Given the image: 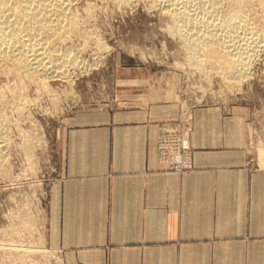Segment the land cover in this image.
I'll return each mask as SVG.
<instances>
[{"label": "crops", "instance_id": "0c3cea01", "mask_svg": "<svg viewBox=\"0 0 264 264\" xmlns=\"http://www.w3.org/2000/svg\"><path fill=\"white\" fill-rule=\"evenodd\" d=\"M147 89L64 118L48 247L62 264H264V138L253 162L250 106L191 108L194 169L164 172L156 137L179 108Z\"/></svg>", "mask_w": 264, "mask_h": 264}, {"label": "rangeland", "instance_id": "374dc122", "mask_svg": "<svg viewBox=\"0 0 264 264\" xmlns=\"http://www.w3.org/2000/svg\"><path fill=\"white\" fill-rule=\"evenodd\" d=\"M172 1L181 11L173 16L167 8L169 3L166 5L163 0L160 3L153 0L66 1L68 16L76 18L78 25L72 22L68 32L51 35L45 47L59 53L66 47V52L71 49L78 67L69 70V81L49 73L42 78L30 77L10 60L2 61L0 117L3 127H0L4 129L1 131L5 141L0 167V264H62L58 252L47 244L46 201L48 187L58 174L54 149L59 144L60 125L81 105L136 103L138 98L129 95L148 88L152 97L178 105L177 115L168 123L176 122L179 113L187 115L191 122V108L202 104L249 105L252 144L257 138H264V11L258 1L247 0L241 8V14H245L243 20L247 21H240L242 25L247 23L244 26L237 21L232 24L229 12L222 4V7L214 4L218 9L214 7L212 0L204 2L203 10L200 6L204 0ZM207 2L212 6L209 10ZM185 14L201 23L200 29L194 31L191 23L185 22L188 19ZM174 17H180L181 25ZM182 20L185 21L182 23ZM237 23L239 31L233 29L238 27ZM189 34L196 35L195 42L201 41V44L194 47ZM217 37L221 40H215ZM199 45L204 56H200ZM212 51L217 56L207 59ZM225 51L241 61L242 73L237 69L239 66L227 67ZM242 52L249 53V58L243 57ZM223 68L229 71L226 76L220 73ZM134 75H144L141 77L146 81H135ZM140 84L144 87L138 92L133 85ZM252 146L253 162L255 158L260 161L258 151Z\"/></svg>", "mask_w": 264, "mask_h": 264}, {"label": "bare ground", "instance_id": "6f19581e", "mask_svg": "<svg viewBox=\"0 0 264 264\" xmlns=\"http://www.w3.org/2000/svg\"><path fill=\"white\" fill-rule=\"evenodd\" d=\"M68 0H0V65L2 64V61L4 62L5 60H9L11 61L12 65H14L15 67H19V68H23L25 73L29 75L30 77H35L38 76L39 78H42V75H47L49 74H53L55 76H58L60 78H64L66 80L69 81V70L70 69H75L76 67H78V65L76 64V61L74 60V56L70 54V52H66V48L64 49V52L62 51V53H59L56 51L54 52H50L48 50H46V43L48 38L51 35H59L61 36L62 33H66L68 32V26L71 25V23H75V25L77 26L78 24H76L77 20L76 18H74L73 16H68L69 13L67 10L68 4L67 2ZM118 1V0H117ZM157 2L160 3V1L162 0H153V2ZM167 3L168 6L167 8L169 9L168 11L172 12V16L174 15V13H180L181 11L178 10V8L176 7L177 3L175 4V1L172 0H163ZM185 1V0H184ZM192 1V0H190ZM195 1V0H194ZM193 1V2H194ZM201 0H198V2ZM210 1V0H209ZM258 4L260 5V7L263 9L264 11V0H257ZM189 2V1H188ZM196 2V1H195ZM204 2H206V0L203 1V3L201 4L202 7L200 6V10L204 9ZM247 0H212L213 5L217 4V6H221V4L223 5V7L229 12L228 14V19L230 21H232V24H234L233 22L236 21L240 22V21H244L243 18H245V14H241V8L244 6V3H246ZM253 2V1H252ZM163 3V2H161ZM185 3V2H184ZM201 3V2H200ZM210 3V2H209ZM211 3V4H212ZM194 4V3H193ZM199 4V3H198ZM208 4V2L206 3ZM219 4V5H218ZM179 5V3H178ZM181 5V4H180ZM197 5V3L195 4ZM171 6V7H170ZM198 6V5H197ZM216 5H214V7H216L217 9L219 7H217ZM184 7V6H183ZM191 7V6H190ZM210 7L212 6H207V10L210 9ZM250 7V6H249ZM70 8V7H69ZM68 8V9H69ZM166 8V6H165ZM195 7H193L194 9ZM73 9V8H72ZM192 9V10H193ZM197 9V7H196ZM214 9V8H213ZM251 9V8H250ZM188 10V9H187ZM246 10V9H245ZM70 11V10H69ZM167 11V12H168ZM195 11V10H194ZM214 11V10H213ZM219 11V10H218ZM247 11V10H246ZM245 11V12H246ZM262 11V10H261ZM260 11V12H261ZM71 12V11H70ZM90 12V11H89ZM169 12V13H170ZM185 12V11H184ZM183 12V13H184ZM188 12V11H186ZM209 12V11H208ZM211 12V11H210ZM217 12V11H216ZM256 12V11H255ZM72 13V12H71ZM264 13V12H263ZM73 14V13H72ZM254 14V12H253ZM74 15V14H73ZM177 15V14H175ZM181 15V14H180ZM184 14H182L181 19L184 18L183 16ZM75 16V15H74ZM187 16V14H185V17ZM248 16V15H247ZM246 16V17H247ZM179 17V19H180ZM187 18L189 19V17L187 16ZM195 18V17H194ZM226 18V17H225ZM261 18V17H260ZM264 18V15H263ZM174 19H176V17H174ZM176 19L175 22L178 21V24H180L179 21H181V19ZM182 20V23L185 22H190L191 26H193L194 31H197V29H200V24H198V21L196 20H191L189 19ZM227 19V20H228ZM247 20H249L248 18H246ZM226 20V19H225ZM79 21V20H78ZM204 21V20H202ZM81 22V21H80ZM95 22V21H94ZM224 22V21H223ZM247 22V21H244ZM242 22V23H244ZM264 22V21H263ZM203 23V22H202ZM207 23V22H206ZM209 23V22H208ZM227 23V21H226ZM225 23V24H226ZM230 23V22H229ZM82 24V23H79ZM204 24V23H203ZM214 24V23H212ZM224 24V23H222ZM221 24V25H222ZM241 24V22H240ZM240 24L237 23L236 26L238 27H233V29H235V31L240 28ZM247 24V23H244ZM244 24L242 26H244ZM259 24V23H258ZM181 25V24H180ZM186 25V23L184 24ZM217 25V24H215ZM220 25V24H218ZM220 25V26H221ZM231 25V24H230ZM179 26V25H178ZM207 26V25H206ZM205 26V27H206ZM212 26V25H211ZM223 26V25H222ZM228 26V23L227 25ZM232 26V25H231ZM247 26V25H246ZM261 26V25H260ZM184 27V26H183ZM219 27V26H218ZM224 27V26H223ZM253 27V25H252ZM251 27V28H252ZM203 28V27H202ZM210 28V27H209ZM213 28V27H212ZM227 28V27H225ZM250 28V29H251ZM80 29V28H79ZM192 29V28H191ZM228 29V28H227ZM253 29V28H252ZM81 30V29H80ZM179 30V29H178ZM79 31V30H78ZM237 31V32H238ZM250 31V30H248ZM80 32V31H79ZM199 32V31H198ZM197 32V33H198ZM82 33V31H81ZM87 33V32H86ZM190 33V32H189ZM204 33V32H201ZM209 33V32H208ZM240 33V32H239ZM259 33V32H258ZM262 33V32H261ZM83 34V33H82ZM182 34V33H181ZM67 35V34H66ZM190 35V34H189ZM202 35V34H201ZM201 35H199L200 37H202ZM206 35V34H203ZM249 35V34H248ZM191 36V35H190ZM190 36L188 38H190ZM194 36V34H193ZM251 36V35H250ZM76 37V36H75ZM81 37V36H79ZM192 37V36H191ZM211 37V36H210ZM216 37V34H215ZM69 38V37H68ZM195 38L198 39V37H192L191 40H194L193 43L195 42ZM212 38V37H211ZM223 38V37H222ZM242 37H240L241 39ZM51 40H55V38H50ZM202 39V38H199ZM84 39L81 40V42ZM87 40V38H86ZM190 40V39H189ZM215 40L219 41L221 40V38L217 37ZM214 40V41H215ZM242 40V39H241ZM244 41V39H243ZM57 42V41H56ZM59 42V40H58ZM57 42V43H58ZM62 42V40H61ZM192 42V41H189ZM240 42V41H239ZM52 43V41H51ZM83 43V42H82ZM188 43V41H187ZM203 40H202V45H203ZM219 43V42H217ZM84 44L86 45V42L84 40ZM83 44V45H84ZM201 44L200 42H195L193 45L195 47V45ZM220 44V43H219ZM236 44V43H235ZM69 45V44H68ZM82 45V46H83ZM84 45V47H85ZM188 45V44H186ZM191 45V47L193 46ZM196 45V46H197ZM201 45V46H202ZM230 45V44H229ZM259 45V44H258ZM58 46V45H57ZM65 46V45H64ZM79 48V46H77ZM193 47V48H194ZM219 47V46H218ZM217 47V48H218ZM226 47V46H225ZM231 47V46H230ZM229 47V48H230ZM236 47V46H235ZM239 47H241L239 45ZM244 47V46H243ZM54 48H58V47H54ZM69 48V47H68ZM224 48V47H223ZM196 49V48H195ZM198 49V47H197ZM220 49V48H219ZM227 49V48H226ZM242 49V48H241ZM239 49V50H241ZM246 49V48H244ZM76 53H77V48L75 49ZM199 53L200 56H204V52L203 49H200V45H199ZM225 50V49H224ZM223 50V51H224ZM228 50V49H227ZM231 50V49H230ZM235 52H237L236 48L233 49ZM74 51V50H73ZM204 51H206L204 49ZM218 51V49H217ZM230 51L231 53L235 52ZM246 51V50H245ZM73 52V53H75ZM210 52V50H209ZM229 52V51H228ZM227 51H225L226 54H224V56L227 58L228 60V66L230 69L231 67H233L234 69L236 67L239 66V68H237L239 70V72H241V61L237 60V59H233L230 57L231 54H229ZM244 52V51H243ZM242 52V53H243ZM75 53V54H76ZM208 53V52H207ZM217 53L215 52H211L208 55L207 59H214L217 55H215ZM221 55V53H219ZM232 54V56L234 55ZM249 53H247L248 55ZM219 55V56H220ZM223 55V54H222ZM221 55V56H222ZM238 55V53H237ZM245 56L246 54H242V56ZM247 55L245 58H247ZM76 57L78 56L77 54L75 55ZM218 56V57H219ZM220 56V57H221ZM241 56V55H240ZM243 56V57H244ZM195 57V55H194ZM198 57V56H197ZM218 57L216 58V60L218 59ZM219 59H222L220 58ZM223 57V56H222ZM242 57V58H243ZM249 58V55H248ZM78 59V57H77ZM205 59V58H204ZM83 60V59H82ZM203 60V59H202ZM215 60V61H216ZM241 60V59H240ZM244 60V59H243ZM242 60V63H243ZM246 60V59H245ZM244 60V61H245ZM196 61H199L196 59ZM218 61V60H217ZM216 61V62H217ZM237 61V62H236ZM7 62V61H6ZM7 62V63H8ZM251 62V61H250ZM82 63V62H81ZM247 63V62H245ZM250 63H248L247 65H249ZM10 65V64H9ZM244 65V64H242ZM7 66V65H6ZM218 66V65H217ZM82 67V66H80ZM84 68V66H83ZM82 68V69H83ZM246 68V67H245ZM9 69V67L7 68ZM13 69V68H12ZM80 69V68H79ZM199 69V68H198ZM220 69V68H218ZM11 70V68H10ZM226 69H222L220 71V73H222V75L226 76V73L229 72L228 70L225 71ZM247 70V69H246ZM244 70V71H246ZM9 71V70H8ZM249 71V70H248ZM247 71V72H248ZM19 72V70H18ZM218 72V71H217ZM237 72V71H236ZM242 73V72H241ZM17 75V74H16ZM23 75V74H22ZM240 75V73H239ZM242 75V74H241ZM240 77V76H239ZM244 77V76H243ZM241 78V77H240ZM232 80V79H231ZM71 81V80H70ZM241 82V81H240ZM69 85V84H68ZM201 87V86H200ZM199 87V89H200ZM206 91V90H205ZM226 94V93H225ZM9 98V97H8ZM24 103V102H23ZM18 104V103H17ZM4 104H2L1 106H3ZM11 106V105H10ZM11 108V107H10ZM16 108V107H15ZM21 110V109H20ZM19 113V112H18ZM2 114V113H1ZM3 116V115H2ZM183 121H186V119H189L188 116L184 115L183 113L180 115ZM7 117V116H6ZM179 117V116H178ZM3 118V117H2ZM5 119V118H4ZM190 120V119H189ZM3 121L0 117V126H2ZM3 127V126H2ZM165 128H169L171 129L172 126L169 125ZM164 128V129H165ZM4 129L0 127V167L2 164V162L4 161L3 159V147H4V133L1 131ZM3 133V134H2ZM157 138V137H156ZM185 139H189L187 137H185ZM259 145V144H258ZM28 147V146H27ZM264 146L261 148H259V151L264 152ZM174 153H176L175 151H173ZM263 161V160H262ZM44 251V250H43ZM42 251V252H43ZM27 256V255H26ZM58 259V258H57Z\"/></svg>", "mask_w": 264, "mask_h": 264}, {"label": "built area", "instance_id": "2783aa9c", "mask_svg": "<svg viewBox=\"0 0 264 264\" xmlns=\"http://www.w3.org/2000/svg\"><path fill=\"white\" fill-rule=\"evenodd\" d=\"M178 116L176 122L169 123L171 129H159L155 154L159 169L181 174L193 169L194 153L189 138L192 122L189 119L183 121L180 113ZM185 137L189 139L186 140Z\"/></svg>", "mask_w": 264, "mask_h": 264}]
</instances>
